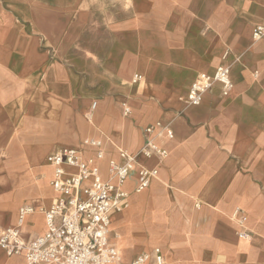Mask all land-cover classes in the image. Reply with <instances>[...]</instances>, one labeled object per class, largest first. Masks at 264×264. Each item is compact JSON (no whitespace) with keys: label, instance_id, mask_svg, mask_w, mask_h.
Here are the masks:
<instances>
[{"label":"crops","instance_id":"1","mask_svg":"<svg viewBox=\"0 0 264 264\" xmlns=\"http://www.w3.org/2000/svg\"><path fill=\"white\" fill-rule=\"evenodd\" d=\"M256 27L264 0H0V236L44 233L58 150L78 151L107 181L120 152L144 149L148 126L169 124L171 137H154L166 154L137 158L126 207L110 217L121 263L159 249L162 264H264ZM223 65L230 91L216 84L185 107L197 77ZM141 169L156 175L139 190ZM0 264L26 263L0 247Z\"/></svg>","mask_w":264,"mask_h":264},{"label":"built area","instance_id":"2","mask_svg":"<svg viewBox=\"0 0 264 264\" xmlns=\"http://www.w3.org/2000/svg\"><path fill=\"white\" fill-rule=\"evenodd\" d=\"M252 39H264V28L256 27ZM139 79L136 76L134 81ZM216 84L221 86L223 93L230 91L229 65L218 67L212 74H200L182 99L185 107L199 105ZM162 133L172 136L168 126L158 123L148 126L144 149L136 155L120 152L123 162L110 163L107 181H102L98 171L91 168L92 161H84L76 150L60 149L49 156L47 161L53 168L50 185L58 197L44 212L46 229L31 240L21 238L18 226L7 229L0 236V247L5 254L8 257L23 256L26 264H122L119 251L108 239L110 217L126 206L127 194L122 190V184L132 173L137 158L166 154L154 142V137ZM90 144L95 145L94 142ZM97 158H101V153ZM65 166L76 168V172H65ZM155 175V170L141 169L138 189L146 187ZM150 260L155 264L163 263L159 249L138 256L131 264H148Z\"/></svg>","mask_w":264,"mask_h":264},{"label":"rangeland","instance_id":"3","mask_svg":"<svg viewBox=\"0 0 264 264\" xmlns=\"http://www.w3.org/2000/svg\"><path fill=\"white\" fill-rule=\"evenodd\" d=\"M168 127H170L169 129H170V131H171V126L168 124ZM172 132V131H171ZM259 158V159H261V161H264V156H252V159H254V158ZM91 168H95L97 171H98V168L94 165V163H92V165H91ZM98 173H99V171H98ZM98 176H99V174H98ZM100 177V176H99ZM126 207V206H125ZM238 212H240L238 209H236L235 210V213H234V215H236L237 216V214H238ZM262 212V211H261ZM263 212H264V208H263ZM240 219H239V221L240 222H243L244 220H245V218L243 217V216H240L239 217ZM241 236L242 237H246V239L244 240L245 242H247V240H248V233H241Z\"/></svg>","mask_w":264,"mask_h":264},{"label":"bare ground","instance_id":"4","mask_svg":"<svg viewBox=\"0 0 264 264\" xmlns=\"http://www.w3.org/2000/svg\"><path fill=\"white\" fill-rule=\"evenodd\" d=\"M99 177V176H98ZM100 178V177H99Z\"/></svg>","mask_w":264,"mask_h":264}]
</instances>
